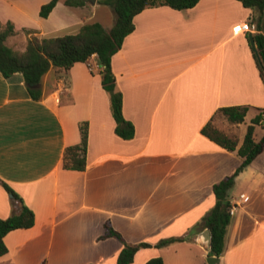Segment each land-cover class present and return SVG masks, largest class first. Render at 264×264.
<instances>
[{"label":"crops","instance_id":"1","mask_svg":"<svg viewBox=\"0 0 264 264\" xmlns=\"http://www.w3.org/2000/svg\"><path fill=\"white\" fill-rule=\"evenodd\" d=\"M48 1L0 0V23L14 27L8 46L22 51L32 36L114 23L112 9L98 0L81 6L58 0L41 17ZM253 17L238 0H199L181 10L161 5L136 14L133 31L111 59L123 116L134 126L130 139L114 131L96 54L60 75L51 66L38 100L20 72H0V218L19 211L1 181L34 213L33 226L3 237L7 252L0 264H116L123 242L150 244L129 264L152 257L207 264L201 232L215 202L212 187L241 162L237 148L247 114L250 121L264 115V84L248 38L257 32ZM244 22L249 30L237 31ZM230 105L248 106L243 122L231 123L218 111ZM81 122L87 123L86 166L65 169L64 149L80 142ZM207 122L237 138L236 149L203 135ZM229 199L235 209L221 263L264 264V148L235 176ZM105 223L122 239L105 235ZM169 237L182 239L155 246Z\"/></svg>","mask_w":264,"mask_h":264},{"label":"trees","instance_id":"2","mask_svg":"<svg viewBox=\"0 0 264 264\" xmlns=\"http://www.w3.org/2000/svg\"><path fill=\"white\" fill-rule=\"evenodd\" d=\"M58 0H49L42 4L39 10L41 17H47ZM199 0H98L108 5L115 16L114 23L105 29L99 22H90L82 25L74 34H65L55 37L38 38L32 36L27 39L24 50H14L6 44V39L14 34L11 22L0 23V72L9 77L20 72L31 98H41L40 84L42 76L52 66L57 75L65 73L75 62H85L91 55L96 54L101 66L99 74L101 86L109 94L110 110L115 121V133L123 138L134 136L132 122L125 119L122 113V93L116 89L115 75L111 68L112 56L121 48L124 38L133 31V18L147 7L169 6L181 10L193 7ZM244 7L254 12L253 22L257 32L253 40L257 49L254 53L260 77L264 84V0H238ZM68 6H81L86 0H63ZM247 105H230L219 108V112L231 123H241L244 120ZM264 115L262 111L256 114L247 125L242 143L237 148V154L242 158L236 170L224 177L212 187L215 202L211 209L203 216L202 226L210 231L209 255L220 256L224 246L226 227L230 221L229 208L231 206L229 191L234 184L235 176L243 170L264 148V134L259 140L254 138V126L262 125ZM264 127V126H263ZM80 142L67 146L63 152L62 166L65 169L83 170L86 166L87 123L79 124ZM201 133L210 140L227 150H235L237 138L230 137L223 131L207 122ZM3 187L19 202V211L6 218H0V256L7 252L3 237L11 230L29 228L34 224L33 211L23 203L22 198L4 181ZM106 234L122 239L108 223H105ZM181 237L161 239L155 246H163L181 240ZM148 243L128 244L118 254L116 264H129L135 252ZM40 264H44L41 262ZM144 264H165L161 257H152Z\"/></svg>","mask_w":264,"mask_h":264},{"label":"water","instance_id":"3","mask_svg":"<svg viewBox=\"0 0 264 264\" xmlns=\"http://www.w3.org/2000/svg\"><path fill=\"white\" fill-rule=\"evenodd\" d=\"M86 1L94 2L95 0H86ZM248 38H249V42H250L252 50L254 51L255 54H257V49H256V46H255V43H254L253 36H252L251 32L248 33ZM32 86H40V84H33ZM10 196L12 197V194H10ZM201 234H202L203 238L205 239L206 246L208 248H210V245H209L210 231H209V229L205 228L201 232ZM205 260H206L207 264H222L221 263V258L219 256H215V255H209L208 254V255L205 256Z\"/></svg>","mask_w":264,"mask_h":264},{"label":"rangeland","instance_id":"4","mask_svg":"<svg viewBox=\"0 0 264 264\" xmlns=\"http://www.w3.org/2000/svg\"><path fill=\"white\" fill-rule=\"evenodd\" d=\"M251 116H252L251 113L247 114V116H246V118H245V121H244V123L242 124L241 127L245 128V126H246L247 124H249ZM263 134H264V127L261 126V125H260V126H257L256 129H255V131H254V136H255V138H256L257 140H259Z\"/></svg>","mask_w":264,"mask_h":264},{"label":"built area","instance_id":"5","mask_svg":"<svg viewBox=\"0 0 264 264\" xmlns=\"http://www.w3.org/2000/svg\"><path fill=\"white\" fill-rule=\"evenodd\" d=\"M249 30V22H244L239 25V31L246 32ZM235 206L231 205L229 208V214L232 215L234 213Z\"/></svg>","mask_w":264,"mask_h":264},{"label":"snow or ice","instance_id":"6","mask_svg":"<svg viewBox=\"0 0 264 264\" xmlns=\"http://www.w3.org/2000/svg\"><path fill=\"white\" fill-rule=\"evenodd\" d=\"M237 31H239V29H237Z\"/></svg>","mask_w":264,"mask_h":264}]
</instances>
